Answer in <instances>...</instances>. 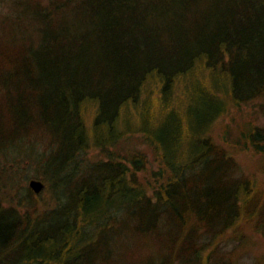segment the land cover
Here are the masks:
<instances>
[{
	"label": "trees",
	"instance_id": "1",
	"mask_svg": "<svg viewBox=\"0 0 264 264\" xmlns=\"http://www.w3.org/2000/svg\"><path fill=\"white\" fill-rule=\"evenodd\" d=\"M255 100L264 0H0V264H244L264 187L213 131Z\"/></svg>",
	"mask_w": 264,
	"mask_h": 264
},
{
	"label": "rangeland",
	"instance_id": "2",
	"mask_svg": "<svg viewBox=\"0 0 264 264\" xmlns=\"http://www.w3.org/2000/svg\"><path fill=\"white\" fill-rule=\"evenodd\" d=\"M259 104L260 101L255 100L240 107H231L229 112L217 122L213 131V137L217 143L227 147L231 151L242 170L246 172L247 175L252 176L257 180L260 187H264V155L257 153L254 149L245 148L238 142V140L244 135L245 130L257 126L264 127V112L261 110L262 108ZM237 142L239 145H237ZM134 147L145 151V146L141 144L139 145V143ZM95 153L96 152L90 153V157H94ZM149 159L151 162L147 166V169L138 173L140 178L146 183L147 181L152 180V169H158V163L154 161L152 155H149ZM147 186L148 191L150 192L151 186L149 184H147ZM43 190L39 193L41 194ZM39 193L37 194L39 195ZM47 197V192L42 194L41 202H46ZM48 201L53 205L50 202V198H48ZM41 206L45 208L44 203H40V207ZM249 234V241L245 245L238 247L233 253V258L242 261L244 264H252L256 258L261 259L264 256V235L260 233Z\"/></svg>",
	"mask_w": 264,
	"mask_h": 264
},
{
	"label": "water",
	"instance_id": "3",
	"mask_svg": "<svg viewBox=\"0 0 264 264\" xmlns=\"http://www.w3.org/2000/svg\"><path fill=\"white\" fill-rule=\"evenodd\" d=\"M29 186L36 193H39L44 188V183L40 179H31L29 181Z\"/></svg>",
	"mask_w": 264,
	"mask_h": 264
}]
</instances>
